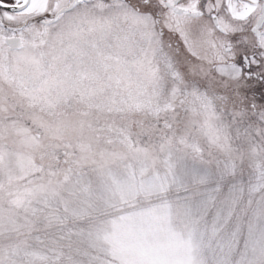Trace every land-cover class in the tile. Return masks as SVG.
<instances>
[{
  "label": "snow or ice",
  "instance_id": "snow-or-ice-1",
  "mask_svg": "<svg viewBox=\"0 0 264 264\" xmlns=\"http://www.w3.org/2000/svg\"><path fill=\"white\" fill-rule=\"evenodd\" d=\"M0 264H264V0H0Z\"/></svg>",
  "mask_w": 264,
  "mask_h": 264
}]
</instances>
